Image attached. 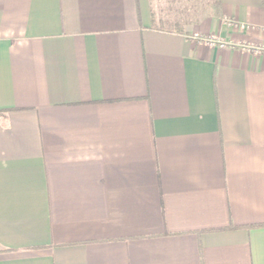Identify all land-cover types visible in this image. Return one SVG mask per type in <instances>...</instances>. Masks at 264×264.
Masks as SVG:
<instances>
[{"label": "crops", "instance_id": "1", "mask_svg": "<svg viewBox=\"0 0 264 264\" xmlns=\"http://www.w3.org/2000/svg\"><path fill=\"white\" fill-rule=\"evenodd\" d=\"M244 42L264 0H0V264H264Z\"/></svg>", "mask_w": 264, "mask_h": 264}, {"label": "built area", "instance_id": "2", "mask_svg": "<svg viewBox=\"0 0 264 264\" xmlns=\"http://www.w3.org/2000/svg\"><path fill=\"white\" fill-rule=\"evenodd\" d=\"M229 25L235 26L241 29H247L249 28V25L246 23L238 22L236 20L229 19L228 20ZM195 38L199 39L200 41L209 43L213 46H220V47H226L234 45L230 41L225 40L223 38H220L216 35H209V36H201L200 34H196ZM240 48H242L245 51L253 52L255 54H264V45H255L251 43H241L239 45Z\"/></svg>", "mask_w": 264, "mask_h": 264}]
</instances>
